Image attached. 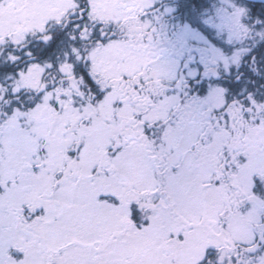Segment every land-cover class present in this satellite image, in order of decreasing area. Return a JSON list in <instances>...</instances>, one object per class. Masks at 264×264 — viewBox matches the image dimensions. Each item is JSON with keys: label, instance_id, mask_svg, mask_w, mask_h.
<instances>
[{"label": "snow or ice", "instance_id": "6c2138e0", "mask_svg": "<svg viewBox=\"0 0 264 264\" xmlns=\"http://www.w3.org/2000/svg\"><path fill=\"white\" fill-rule=\"evenodd\" d=\"M0 264H264V0H0Z\"/></svg>", "mask_w": 264, "mask_h": 264}]
</instances>
